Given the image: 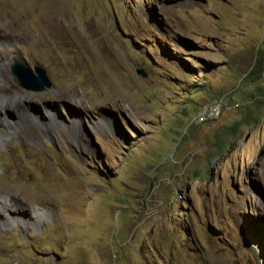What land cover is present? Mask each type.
<instances>
[{
	"label": "rangeland",
	"instance_id": "obj_1",
	"mask_svg": "<svg viewBox=\"0 0 264 264\" xmlns=\"http://www.w3.org/2000/svg\"><path fill=\"white\" fill-rule=\"evenodd\" d=\"M1 132L0 264H264V0H0Z\"/></svg>",
	"mask_w": 264,
	"mask_h": 264
},
{
	"label": "water",
	"instance_id": "obj_2",
	"mask_svg": "<svg viewBox=\"0 0 264 264\" xmlns=\"http://www.w3.org/2000/svg\"><path fill=\"white\" fill-rule=\"evenodd\" d=\"M11 70L17 77L21 88L26 91L42 93L52 87L46 70L42 67L35 66L34 69H31L27 64L16 62L12 65ZM137 74L143 78L147 77L146 73L141 70Z\"/></svg>",
	"mask_w": 264,
	"mask_h": 264
},
{
	"label": "built area",
	"instance_id": "obj_3",
	"mask_svg": "<svg viewBox=\"0 0 264 264\" xmlns=\"http://www.w3.org/2000/svg\"><path fill=\"white\" fill-rule=\"evenodd\" d=\"M230 103L224 96L206 102L199 108L197 116L191 125L193 127L203 126L209 122L218 120Z\"/></svg>",
	"mask_w": 264,
	"mask_h": 264
},
{
	"label": "bare ground",
	"instance_id": "obj_4",
	"mask_svg": "<svg viewBox=\"0 0 264 264\" xmlns=\"http://www.w3.org/2000/svg\"><path fill=\"white\" fill-rule=\"evenodd\" d=\"M6 102L5 101H3V104H5ZM81 121H83V120H81ZM80 120L79 121H77V122H81ZM104 121V120H103ZM105 123H107V122H105ZM108 125V124H107ZM110 125V124H109ZM102 126V125H101ZM82 127V126H81ZM80 128V127H79ZM108 129H110L109 127H108ZM77 130H79V129H77ZM106 130H107V128H106ZM77 132V131H76ZM78 134V133H77ZM79 135V134H78ZM4 136H5V132H4ZM3 138V132H1V134H0V142L2 141L1 139ZM11 203H9V197L8 198H6V197H2V194H0V210L1 209H3L4 207L5 208H7L8 207V210H12V212H14L15 211V209H14V207L13 206H11L10 205ZM14 210V211H13ZM9 212H11V211H9ZM10 214V213H9ZM46 214H47V212L45 211H42V210H40V209H36L35 211H33L32 212V219L30 218H28V220H27V223H25V221L24 220H22L21 218L20 219H17V218H15V217H12L13 216V214H10V215H12V216H10V215H7V218L4 220V221H2V222H0V225H5V224H11V225H17V226H22V225H24V226H28V225H36V224H38L39 222H42V218L45 216L46 217ZM17 217V216H16Z\"/></svg>",
	"mask_w": 264,
	"mask_h": 264
},
{
	"label": "clouds",
	"instance_id": "obj_5",
	"mask_svg": "<svg viewBox=\"0 0 264 264\" xmlns=\"http://www.w3.org/2000/svg\"><path fill=\"white\" fill-rule=\"evenodd\" d=\"M60 117H62V116L60 115Z\"/></svg>",
	"mask_w": 264,
	"mask_h": 264
}]
</instances>
